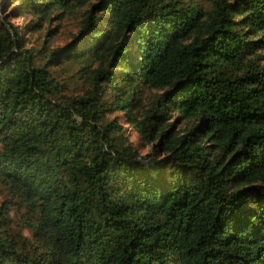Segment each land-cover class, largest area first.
Returning a JSON list of instances; mask_svg holds the SVG:
<instances>
[{
	"label": "trees",
	"instance_id": "16d2710c",
	"mask_svg": "<svg viewBox=\"0 0 264 264\" xmlns=\"http://www.w3.org/2000/svg\"><path fill=\"white\" fill-rule=\"evenodd\" d=\"M0 189V264H264V0H0Z\"/></svg>",
	"mask_w": 264,
	"mask_h": 264
},
{
	"label": "rangeland",
	"instance_id": "374dc122",
	"mask_svg": "<svg viewBox=\"0 0 264 264\" xmlns=\"http://www.w3.org/2000/svg\"><path fill=\"white\" fill-rule=\"evenodd\" d=\"M10 20L14 23V24H18L19 27L22 26V24L25 21V18H23L22 16H15V17H10ZM75 30V27L73 26V24L71 22H69L67 25L61 26L60 29H58L57 33L55 34H51V35H45L42 36L43 40L50 42L49 45L55 46V45H60L63 42H65L72 31ZM124 125L126 126V133L129 137V140L133 143L136 144L137 147H139V151L141 153L146 152L149 149V145L148 144H141V141L138 137V133L136 132V130L129 125L128 123L124 122ZM3 198L2 196V191L0 189V200Z\"/></svg>",
	"mask_w": 264,
	"mask_h": 264
}]
</instances>
